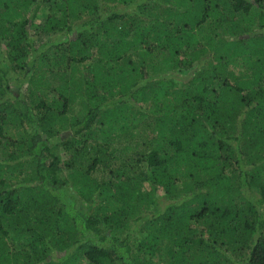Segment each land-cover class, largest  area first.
<instances>
[{
	"label": "trees",
	"instance_id": "obj_1",
	"mask_svg": "<svg viewBox=\"0 0 264 264\" xmlns=\"http://www.w3.org/2000/svg\"><path fill=\"white\" fill-rule=\"evenodd\" d=\"M0 264H264V0H0Z\"/></svg>",
	"mask_w": 264,
	"mask_h": 264
},
{
	"label": "rangeland",
	"instance_id": "obj_2",
	"mask_svg": "<svg viewBox=\"0 0 264 264\" xmlns=\"http://www.w3.org/2000/svg\"><path fill=\"white\" fill-rule=\"evenodd\" d=\"M179 78H180V79H182V80H184V78H183V77H181V76H180Z\"/></svg>",
	"mask_w": 264,
	"mask_h": 264
}]
</instances>
